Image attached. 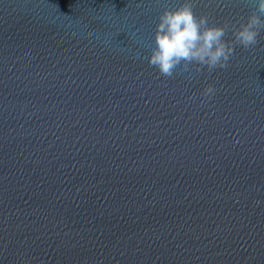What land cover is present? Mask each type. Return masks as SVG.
<instances>
[{
    "label": "water",
    "instance_id": "obj_1",
    "mask_svg": "<svg viewBox=\"0 0 264 264\" xmlns=\"http://www.w3.org/2000/svg\"><path fill=\"white\" fill-rule=\"evenodd\" d=\"M181 3L0 0V264H264V33L165 79L146 57Z\"/></svg>",
    "mask_w": 264,
    "mask_h": 264
},
{
    "label": "clouds",
    "instance_id": "obj_2",
    "mask_svg": "<svg viewBox=\"0 0 264 264\" xmlns=\"http://www.w3.org/2000/svg\"><path fill=\"white\" fill-rule=\"evenodd\" d=\"M251 10L235 23L216 24L208 15H198L193 0L165 8L158 17L150 55L146 57L160 77L175 79L177 69L191 74L206 69H227L237 47L251 49L264 33V0H245ZM231 33V38H227ZM218 89L208 84L199 94L201 104L210 105Z\"/></svg>",
    "mask_w": 264,
    "mask_h": 264
}]
</instances>
